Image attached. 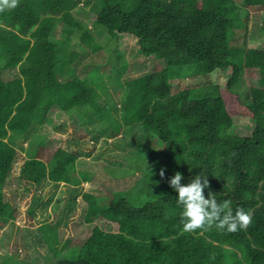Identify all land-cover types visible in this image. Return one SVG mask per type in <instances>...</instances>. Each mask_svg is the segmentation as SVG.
I'll return each instance as SVG.
<instances>
[{
  "label": "trees",
  "instance_id": "16d2710c",
  "mask_svg": "<svg viewBox=\"0 0 264 264\" xmlns=\"http://www.w3.org/2000/svg\"><path fill=\"white\" fill-rule=\"evenodd\" d=\"M91 4L94 30L104 29L117 43L131 40L134 53L128 59L150 64L140 65L149 70L125 82L119 120L124 126L138 125L162 148H149L154 167L128 190L115 191L108 205L87 202L82 221L104 229L93 226L79 247L66 251L67 240L57 245L61 219L55 226L40 225L52 257L59 258L55 264H264V47L232 43L233 0H18L15 9L0 12V72L17 69L19 74L10 83L0 76V223L14 219L3 192L17 155L14 145L35 127L50 122L52 115L66 116L95 142L105 128L110 136H121L123 128L111 117L108 100L102 105L98 100L106 94L100 79L109 76L94 68L79 78L74 70L88 52L102 50L73 15L79 6ZM242 6L264 11V0H242ZM55 19L62 34L52 40ZM255 24L252 30L264 39V19ZM114 52L117 62L123 61L116 45ZM215 72L229 74L225 90L251 114L249 137L228 133L233 121L221 88L200 83ZM243 74L251 80L247 86ZM184 80L188 86L172 94L171 82ZM95 122L102 127H93ZM35 136L30 143L44 147L47 140ZM33 155L20 166L18 178L36 186L44 181L71 185L65 200L74 203L79 184L92 176L76 168H84V153L56 149L47 164ZM135 156L137 162L142 154ZM177 172L184 177L182 184L202 172L209 182L205 197L210 191L218 201L230 200L233 213L242 208L252 222L235 233L214 226L183 232L177 194L169 186ZM34 198L31 214L38 204Z\"/></svg>",
  "mask_w": 264,
  "mask_h": 264
},
{
  "label": "rangeland",
  "instance_id": "374dc122",
  "mask_svg": "<svg viewBox=\"0 0 264 264\" xmlns=\"http://www.w3.org/2000/svg\"><path fill=\"white\" fill-rule=\"evenodd\" d=\"M233 1L235 6L230 11L231 16L237 18V22L233 30V37L235 38L232 43L249 48H263L262 33L254 32L252 28L256 25L255 23H260L264 19V11L245 8L242 6V0ZM92 6L93 4L79 6L77 11H73V15L89 29L102 50L96 54L88 52L83 59L76 63L74 70L79 78H84L94 68L100 75L107 74L109 76L100 79L105 84L107 95L100 93L98 100L101 101V105L104 100H108L110 109L113 108L110 111L111 117L114 118V121L119 122L123 128L121 136L114 138L109 135L110 133H107L108 129L105 128L102 134L98 136V141L95 142L93 138H90L89 132L73 124L66 116L57 118L52 115L50 122L35 127L29 137L17 141L14 145L17 155L3 188L4 200L10 204L14 219L5 225L0 223V264H55L59 258L52 257L43 240L40 225L46 223L47 226L51 224L55 226L57 219L62 220L61 223H58L56 230L58 234L57 245L61 247L67 240L69 242L66 251L70 248L79 247L90 235L93 226L101 227L97 222L86 225L82 221L81 217L87 202L93 201L99 205H108L115 191L128 190L144 172L154 167L156 158L150 157L149 148H162L138 125L124 126L119 120L120 99L125 82L129 78L148 71L147 67L140 69V65L145 63L147 65L148 62L139 59L134 64L135 62L132 63L128 59L134 53L131 40L121 38L117 43L108 37L104 29L95 31L88 15V12L94 11ZM54 21L51 39L57 40L61 38L62 30L57 19ZM244 28L247 29V34H244ZM74 41L76 42V40ZM115 45L125 60L121 61L120 59L117 62L114 52ZM116 64H118V68H115ZM0 76L3 83H10L19 78L17 69L3 70L0 72ZM57 76L58 79H62L64 77L63 71H58ZM228 77L227 72H215L206 79H200V83L202 84L206 80V82L221 88L222 98L233 121L228 133L232 136L246 138L251 135L254 122L251 114L235 101L233 95H229L225 90V82ZM243 80L246 86L251 81L247 74H243ZM187 86L186 80L172 81L171 93L174 94ZM94 126L98 129L102 127L99 122H95ZM35 135L47 140L44 147H37L30 143L35 139ZM56 149H77L83 152V158H79L84 159L86 164L84 168L82 166H76V168L77 170L87 169L89 173H92L88 183L81 182L79 184V195L71 205H66L65 200L69 193L68 187H72L71 185L58 184L53 186V184L44 181L36 186L18 178L20 166L30 155L34 154L33 156L47 164ZM137 152H140L142 157L135 162ZM107 171L112 173L108 175ZM75 174H77L75 177L79 178L78 173L75 172ZM112 175L114 178L110 179ZM33 197L38 204L31 214L27 211L30 205L34 203ZM101 228L104 229V227ZM53 235L50 234L49 237L52 238Z\"/></svg>",
  "mask_w": 264,
  "mask_h": 264
},
{
  "label": "clouds",
  "instance_id": "9594fccd",
  "mask_svg": "<svg viewBox=\"0 0 264 264\" xmlns=\"http://www.w3.org/2000/svg\"><path fill=\"white\" fill-rule=\"evenodd\" d=\"M17 4L18 0H0V12L15 9ZM159 175L164 178L165 169L162 168ZM183 179V175L177 172L169 180L170 188L177 194L175 200L181 209L180 224L183 232L214 226L222 232L235 233L246 229L252 222L251 213L242 208L233 213L230 200L218 201L210 191L206 198L204 193L209 188V182L202 172L187 184H182Z\"/></svg>",
  "mask_w": 264,
  "mask_h": 264
}]
</instances>
